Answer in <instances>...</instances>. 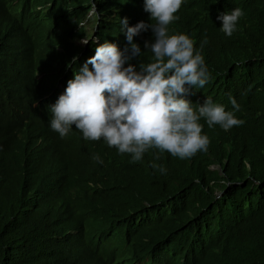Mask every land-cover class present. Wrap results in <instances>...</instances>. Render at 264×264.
I'll return each mask as SVG.
<instances>
[{
	"label": "trees",
	"instance_id": "trees-1",
	"mask_svg": "<svg viewBox=\"0 0 264 264\" xmlns=\"http://www.w3.org/2000/svg\"><path fill=\"white\" fill-rule=\"evenodd\" d=\"M234 8L244 16L228 37L218 17ZM90 11L102 42L124 15L150 23L140 0H0V264H109L114 230L141 264H264V0H187L169 25L193 39L210 74L192 87L194 102L210 98L242 125L201 123L207 151L186 159L150 148L133 162L103 140V163L67 164L46 177L35 157L65 138L39 129L48 120L40 97L81 48L74 37ZM47 16L57 24L49 43L30 47L21 31L39 34ZM133 39L142 53L129 63L138 68L153 59L144 42L154 36L149 29ZM76 147L67 140L63 150ZM140 216L144 227L134 232L115 228Z\"/></svg>",
	"mask_w": 264,
	"mask_h": 264
},
{
	"label": "clouds",
	"instance_id": "clouds-1",
	"mask_svg": "<svg viewBox=\"0 0 264 264\" xmlns=\"http://www.w3.org/2000/svg\"><path fill=\"white\" fill-rule=\"evenodd\" d=\"M186 1L140 0L142 14L149 16L150 23L141 20L135 24L124 15L120 31L103 42L97 36V22L90 16L92 11L89 18L79 23L84 32L74 41L81 48L59 65L50 90L40 97L48 120H40L39 129L44 126L65 140L54 143L35 157L37 172L47 176L49 171L54 168L57 171L67 164L78 168L84 165L81 161L103 163L96 150L103 140L119 153L131 154L133 162L140 161L150 148L167 151L180 159L191 158L197 152L207 151L210 143L208 136L202 134L201 123L206 122L209 128L219 125L225 131L244 123L210 98L200 104L191 97L192 87L203 88L210 74L193 39L182 32H169V25L179 19L177 15L182 14L180 10ZM114 16H110V22H114ZM243 16L240 8H234L218 17L226 36L233 35ZM45 18L40 20L39 34L21 31L32 48L49 43L51 31L56 29L55 19ZM149 29L154 41H145L144 46L152 52L153 59L139 63L137 68L129 63L142 53L133 38ZM125 39L127 45L121 50L119 42ZM230 100L239 111L235 99L230 97ZM38 137L45 146L46 135L41 131ZM67 140L74 142L77 149L64 151ZM55 162L58 164L54 165ZM152 167H159L161 173L166 171L156 164ZM144 223L145 217L140 216L131 225L115 228L134 232L144 227ZM112 238L117 249L113 247L115 255L109 264H141V259L126 249L124 236L120 237L114 230Z\"/></svg>",
	"mask_w": 264,
	"mask_h": 264
},
{
	"label": "bare ground",
	"instance_id": "bare-ground-1",
	"mask_svg": "<svg viewBox=\"0 0 264 264\" xmlns=\"http://www.w3.org/2000/svg\"><path fill=\"white\" fill-rule=\"evenodd\" d=\"M25 6V5H24ZM200 10V9H199ZM211 30V29H210ZM216 31V30H215ZM224 33V32H223ZM75 38V37H74ZM126 42H127V40L125 39V40H122V41H120L119 42V46H120V49L121 48H123V47H125L126 46ZM226 45V44H225ZM211 130V129H210ZM209 137V136H208ZM83 170V169H82ZM47 177V176H46ZM45 181V180H44ZM84 187V186H83ZM214 195H215V193H214ZM51 196V195H50ZM75 223V222H74ZM70 227V226H69ZM164 251V250H163Z\"/></svg>",
	"mask_w": 264,
	"mask_h": 264
},
{
	"label": "rangeland",
	"instance_id": "rangeland-1",
	"mask_svg": "<svg viewBox=\"0 0 264 264\" xmlns=\"http://www.w3.org/2000/svg\"><path fill=\"white\" fill-rule=\"evenodd\" d=\"M87 26H88L89 28L91 27L90 21L87 22Z\"/></svg>",
	"mask_w": 264,
	"mask_h": 264
}]
</instances>
